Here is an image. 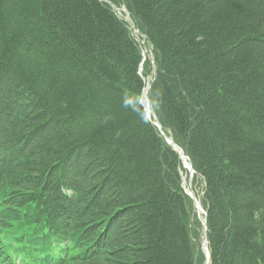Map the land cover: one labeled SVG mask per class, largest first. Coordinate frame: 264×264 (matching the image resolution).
I'll return each mask as SVG.
<instances>
[{
  "label": "trees",
  "instance_id": "16d2710c",
  "mask_svg": "<svg viewBox=\"0 0 264 264\" xmlns=\"http://www.w3.org/2000/svg\"><path fill=\"white\" fill-rule=\"evenodd\" d=\"M108 1L0 0V264H264V0Z\"/></svg>",
  "mask_w": 264,
  "mask_h": 264
},
{
  "label": "clouds",
  "instance_id": "9594fccd",
  "mask_svg": "<svg viewBox=\"0 0 264 264\" xmlns=\"http://www.w3.org/2000/svg\"><path fill=\"white\" fill-rule=\"evenodd\" d=\"M122 107L130 109L141 121L147 123L149 112L160 107V94L158 91H153L146 96L143 88L133 94L125 93L122 97Z\"/></svg>",
  "mask_w": 264,
  "mask_h": 264
},
{
  "label": "water",
  "instance_id": "95a60500",
  "mask_svg": "<svg viewBox=\"0 0 264 264\" xmlns=\"http://www.w3.org/2000/svg\"><path fill=\"white\" fill-rule=\"evenodd\" d=\"M101 1H103V2H105V3H107V4H109V5H111V6L113 7V5H112V3H111L110 1H108V0H101ZM148 118L150 119V121H151L155 126H158L157 123H156L154 120H152V118H151V112H149V114H148ZM160 131H161V134L163 135V137L165 138V140L169 143V145H171V146H172V147H173V148H174V149L180 154V156H181L184 160L189 159V158L185 155V153L183 152V150H182L177 144H175L171 138H169V137H168V136H167L162 130H160ZM191 197L195 200V197H194L193 193H191ZM196 206H197V208H198L199 211H202L198 203H196ZM205 225H206V220H205ZM207 242H208V240H207V235H206V241H205V243H207ZM206 263H207V261L205 262V264H206Z\"/></svg>",
  "mask_w": 264,
  "mask_h": 264
},
{
  "label": "rangeland",
  "instance_id": "374dc122",
  "mask_svg": "<svg viewBox=\"0 0 264 264\" xmlns=\"http://www.w3.org/2000/svg\"><path fill=\"white\" fill-rule=\"evenodd\" d=\"M116 10L118 11V13H119L120 16H125V14H124V12H123V11H125L124 8H119V9L116 8ZM128 21H129L131 27L135 28V25H134V22L132 21V19L128 18ZM146 49H147V50H146ZM144 50H146V56H147V57L152 56L151 51H150L148 48H145ZM147 89H148V87L146 88V91H145L146 94H147ZM146 94H145V95H146ZM146 96H147V95H146ZM156 123H157V122H156ZM157 125H158V127H160V125H159L158 123H157ZM160 128H161V127H160ZM187 184H189L188 180H187Z\"/></svg>",
  "mask_w": 264,
  "mask_h": 264
},
{
  "label": "bare ground",
  "instance_id": "6f19581e",
  "mask_svg": "<svg viewBox=\"0 0 264 264\" xmlns=\"http://www.w3.org/2000/svg\"><path fill=\"white\" fill-rule=\"evenodd\" d=\"M145 56H146V50H144Z\"/></svg>",
  "mask_w": 264,
  "mask_h": 264
}]
</instances>
